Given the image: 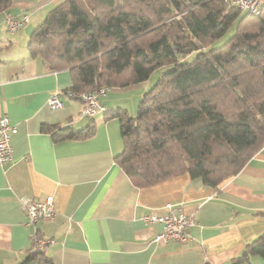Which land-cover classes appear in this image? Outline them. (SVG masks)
Here are the masks:
<instances>
[{
    "label": "crops",
    "instance_id": "1",
    "mask_svg": "<svg viewBox=\"0 0 264 264\" xmlns=\"http://www.w3.org/2000/svg\"><path fill=\"white\" fill-rule=\"evenodd\" d=\"M61 1L12 0L0 12V115L18 127L14 162L0 164V264H22L35 233L55 239L45 249L53 264H232L264 233V143L217 186L186 173L134 185L116 161L124 149L119 120L105 113L122 108L133 114L130 103L140 101L144 85L109 88L100 97L104 109L88 117L83 100L65 92L72 85L70 70H51L29 54L32 20L41 21ZM7 15H28L29 21L11 32ZM54 93L63 102L57 109L48 105ZM94 123L95 134L87 139L55 141L45 130ZM47 195L55 197V217L27 223L22 200ZM168 204L195 214L185 242L153 241L162 225L144 215L161 214ZM252 264H264V258L253 256Z\"/></svg>",
    "mask_w": 264,
    "mask_h": 264
},
{
    "label": "trees",
    "instance_id": "2",
    "mask_svg": "<svg viewBox=\"0 0 264 264\" xmlns=\"http://www.w3.org/2000/svg\"><path fill=\"white\" fill-rule=\"evenodd\" d=\"M11 3L0 0V12ZM235 21L225 44L204 50ZM28 51L51 70H70L67 93L106 94L173 66L145 91L135 114L105 113L119 120L124 149L116 161L138 187L184 173L217 186L264 143V6L253 14L225 0H62L32 30ZM194 51L191 60L181 58ZM45 130L55 141L87 139L96 124ZM253 256L264 258V233L232 264H252ZM22 264L53 259L31 252Z\"/></svg>",
    "mask_w": 264,
    "mask_h": 264
},
{
    "label": "built area",
    "instance_id": "3",
    "mask_svg": "<svg viewBox=\"0 0 264 264\" xmlns=\"http://www.w3.org/2000/svg\"><path fill=\"white\" fill-rule=\"evenodd\" d=\"M229 7H238L241 10L249 11L253 14H259L264 6V0H225ZM29 21L28 15L13 17L7 15V26L11 32ZM105 93L103 88H95L85 92H69L67 94L78 97L83 100L84 108L82 114L88 117L100 113L104 106L100 102V95ZM48 105L52 109L63 106L58 93H54L48 99ZM18 127L12 123L8 115H0V164H9L14 162L12 137ZM22 208L27 215V223L36 224L41 220L53 219L57 213L56 200L53 195H47L43 199L33 197L22 200ZM147 222H159L162 225L161 230L156 233L154 242H185L190 235V228L197 221L194 213H187L181 205L168 204L161 214L150 213L144 215ZM55 242L54 238L41 237L37 233L32 236V253H39Z\"/></svg>",
    "mask_w": 264,
    "mask_h": 264
},
{
    "label": "rangeland",
    "instance_id": "4",
    "mask_svg": "<svg viewBox=\"0 0 264 264\" xmlns=\"http://www.w3.org/2000/svg\"><path fill=\"white\" fill-rule=\"evenodd\" d=\"M46 15V13L44 14V16ZM45 18V17H44ZM43 18V19H44ZM42 19V20H43ZM42 20L41 21H36L35 20V18L32 20V22H33V29L35 28V27H37V25L38 24H40L41 22H42ZM40 22V23H39ZM236 26H237V21H235L234 22V24L232 25V27H230L227 31H226V33L224 34V35H222L221 37H219V38H217L216 40H214L211 44H209L204 50H210L211 48H215V47H218V46H220V45H223V44H225L230 38H231V36L236 32ZM32 29V30H33ZM32 32V31H31ZM8 36H9V34H8ZM195 51L194 52H192L191 54H188V55H186V56H181V58L183 59V60H191L193 57H194V55H195ZM172 65H165V66H160V67H158L157 69H155L154 70V72H152V74L150 75V77L147 79V80H145V81H143V82H140L139 84L140 85H144V87H145V91H147V90H149L156 82H157V80L160 78V76L164 73V72H166V71H169V70H171L172 69ZM144 91V92H145ZM143 96H144V93H143V95H142V97H140V98H143ZM141 100V99H140ZM139 101V100H138ZM140 102V101H139ZM139 102L137 103V104H135L134 105V103H130V106H131V108H133L134 110L136 109L137 110V106H138V104H139ZM133 105V106H132ZM134 113L133 114H135L136 113V111H133Z\"/></svg>",
    "mask_w": 264,
    "mask_h": 264
}]
</instances>
